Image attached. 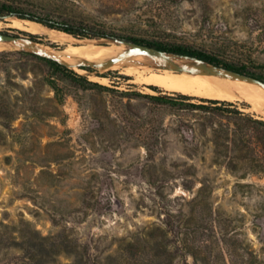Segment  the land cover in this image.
<instances>
[{
    "label": "rangeland",
    "instance_id": "374dc122",
    "mask_svg": "<svg viewBox=\"0 0 264 264\" xmlns=\"http://www.w3.org/2000/svg\"><path fill=\"white\" fill-rule=\"evenodd\" d=\"M0 6V31L21 40L65 48L9 25L19 18L11 12L111 36L70 34L126 51L72 64L53 57L82 81L24 44L0 51V264H264V129L247 118L264 113L150 84L183 73L170 64L190 70L197 60L123 40L186 46L264 79V0ZM162 95L176 104L151 97Z\"/></svg>",
    "mask_w": 264,
    "mask_h": 264
},
{
    "label": "bare ground",
    "instance_id": "6f19581e",
    "mask_svg": "<svg viewBox=\"0 0 264 264\" xmlns=\"http://www.w3.org/2000/svg\"><path fill=\"white\" fill-rule=\"evenodd\" d=\"M9 22V25L20 28V30L23 29L25 31L44 36L47 40L57 42L59 44H65V48L62 50H56L44 44L32 43L26 40H18L16 42L4 40L0 41V51L11 48L10 44H24L25 49H38V52L45 53L65 63H70L71 61H75L77 59L101 60L111 55V53H126L123 49L124 44L116 45L117 43H111L109 46H104L101 43H97L95 40L86 39L82 41H75L70 34L50 28L38 22L19 19L16 17H10ZM130 50L132 51V49ZM74 58L77 59L74 60ZM179 58L183 59L185 57ZM197 63L199 64L198 61ZM182 72L183 73L177 77H160L159 75H151L148 76L146 81L150 84L161 85L192 96L217 100L243 99L249 102L254 109L264 113L263 84L232 75H226L224 73L209 74L206 72H197L196 69H184Z\"/></svg>",
    "mask_w": 264,
    "mask_h": 264
},
{
    "label": "trees",
    "instance_id": "16d2710c",
    "mask_svg": "<svg viewBox=\"0 0 264 264\" xmlns=\"http://www.w3.org/2000/svg\"><path fill=\"white\" fill-rule=\"evenodd\" d=\"M2 10H3V7L0 6V13ZM11 14H15L19 18H25V19H30V20H34L37 22H41L44 25H47L49 27L61 30L63 32L69 33L73 36L80 37V38H97V37L105 36L104 34L87 32L85 30V28H81V27H77V26H71V25H67V24L51 23V22H48L42 18H38V17L32 16V15L19 14L17 12H11ZM105 37L111 38V36H105ZM30 39L35 41V36H33V35L30 36ZM123 40L128 41V42H132L134 44L147 45V46L153 47L159 51L166 52V53H173V54H177V55H184V56L197 58V59H200L203 61H207L211 64H214L218 67H222V68L227 69V70H232V71L247 75V73L244 72L243 68H241V67H237V66H234V65L228 64V63H223L221 60H219L218 58H216L210 54H207V53L202 52L200 50L192 49V48H189L186 46H167L164 44L149 42V41H145V40L137 39V38H123ZM39 58L44 60L46 62V64L49 65L55 72L65 75L70 80H74V81L85 80L84 76H81V75L75 73L73 70L68 68L64 63H61V62L57 61L56 59H53L51 57H44V56H39ZM80 68L86 69V70L90 69V67H88V66H81ZM248 76H251V75H248ZM254 78H256V79H258L264 83V79L257 78V77H254ZM87 83H89V82H87ZM153 89H157V87L153 86ZM151 97L154 100H156L158 103L169 104V105H175L176 101H177L176 97L168 96V95L151 96ZM177 97L185 98L186 96L183 94H178ZM203 101L213 103V104H217V103L224 104V105L230 104L226 100L207 99V100H203ZM191 105L193 107H197V108L205 107L203 104H191ZM238 113H241V112L238 111ZM247 118L250 119L251 121H253L254 123L258 124L259 126H261L264 129V120L253 119L252 117H247Z\"/></svg>",
    "mask_w": 264,
    "mask_h": 264
},
{
    "label": "water",
    "instance_id": "95a60500",
    "mask_svg": "<svg viewBox=\"0 0 264 264\" xmlns=\"http://www.w3.org/2000/svg\"><path fill=\"white\" fill-rule=\"evenodd\" d=\"M38 23H41V22H38ZM41 24H43V23H41ZM45 26H47V25H45ZM50 28H52V27H50ZM4 40H9V41L16 42L18 40H21V38L19 36H17V35L10 34L8 32L0 31V41H4ZM28 41H30L32 43H36L32 39L28 40ZM125 42L131 44L135 49H138V50L143 51V52H148V53H152V54H155V55H158V54H161V55L173 54V53H166V52L159 51V50H157V49H155L153 47L147 46V45L134 44V43L128 42V41H125ZM34 50L38 51V49H34ZM173 55H177V54H173ZM178 56H184V55H178ZM185 57L197 60L199 62V64L196 66V71L197 72H206V73H209V74H221V73H224L226 75L236 76V77H239V78H242V79H245V80L258 82V83L264 85L263 82H261L260 80L254 78L252 76H248L246 74H241V73H238V72H235V71H232V70H227V69H224L222 67H218V66H216L214 64H211V63H209L207 61H203V60H200V59H197V58H193V57H189V56H185ZM51 58H53V57H51ZM169 68H171L173 70H180V71L186 69V68H184L183 66H181L179 64H170Z\"/></svg>",
    "mask_w": 264,
    "mask_h": 264
}]
</instances>
